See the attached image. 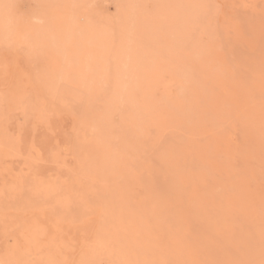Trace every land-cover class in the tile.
Here are the masks:
<instances>
[{
	"label": "rangeland",
	"instance_id": "obj_1",
	"mask_svg": "<svg viewBox=\"0 0 264 264\" xmlns=\"http://www.w3.org/2000/svg\"><path fill=\"white\" fill-rule=\"evenodd\" d=\"M79 1L77 7L70 0L61 5L60 0L0 1L10 16L8 31L18 34L0 39V262L260 264L264 0ZM125 12L123 22L130 17L139 31L162 25L156 29L159 38L149 41L134 31L135 45L145 49L142 64L151 65L141 66L150 68L141 73V84L142 69L133 70L136 76L128 80L142 87L132 94L137 108L145 109L129 124L128 107L114 102L98 128L111 82L108 75V85L100 81L95 67L109 63L106 71L113 74L121 63L114 58L119 38L114 35V44L104 47H79L83 58L73 67L78 83L53 77L56 89L49 93L41 66L53 55L38 58L35 42L26 43V37L28 29L46 27V18L60 27L68 16L74 24L90 20L97 31L108 27L117 33ZM5 50L14 53L7 75ZM94 56L101 61L93 62ZM84 59L95 65L93 74ZM85 82L89 100L76 89ZM49 117L51 129L40 123ZM57 141L63 150L59 159ZM33 145L43 149L42 160ZM37 171L39 178L33 179ZM69 205L76 206V224L58 214Z\"/></svg>",
	"mask_w": 264,
	"mask_h": 264
},
{
	"label": "bare ground",
	"instance_id": "obj_2",
	"mask_svg": "<svg viewBox=\"0 0 264 264\" xmlns=\"http://www.w3.org/2000/svg\"><path fill=\"white\" fill-rule=\"evenodd\" d=\"M0 1H5V0H0ZM49 2H50V4H51V1L52 0H48ZM62 1H65V0H62ZM61 0H60V2H59V4L61 5V4H64V3H66V2H62ZM71 2L69 3V4H71V6L73 5V6H75V7H77V3H78V1L79 0H70ZM79 2H81V1H79ZM5 4L6 3H1L0 2V39L3 37V38H7V37H14V33H15V30H14V32H13V34H11L8 30H9V18H10V16L8 15V10H6V7H5ZM47 4V3H46ZM43 5V4H42ZM66 5V4H65ZM199 5V4H198ZM47 6H49V5H47ZM71 6H70V8H71ZM197 7V6H196ZM75 10L76 9H72V11L70 12V13H73V12H75ZM185 11V10H184ZM183 11V12H184ZM182 12V13H183ZM188 12V11H187ZM186 12V13H187ZM70 13H68V14H70ZM128 13V12H127ZM67 14V13H66ZM125 14H126V12H125ZM177 14V13H176ZM175 14V15H176ZM73 15V14H72ZM123 15H124V13H123ZM153 15H154V13H153ZM42 16H45V14H42ZM178 16H179V13H178ZM190 16V15H189ZM188 16V17H189ZM37 17V16H36ZM55 17H57V16H55ZM121 17V16H120ZM155 17V16H154ZM176 17H177V15H176ZM5 18V19H4ZM38 18H40V17H38ZM42 18V17H41ZM51 17H49L48 19L46 18L45 20H47L45 23H46V27H44V28H39L40 30H38V28L36 29V30H33V29H28L29 31H30V33L29 34H27V37H26V43H29V42H39L38 44H40L41 45V47L42 48H40V47H38V46H36V44L34 43V45H35V48L33 47V49H34V51H33V53H35L36 54V56L38 57H40V56H42V58L43 59H45V57H46V55H48L49 56V54L50 53H52V57H46V62H45V60H44V65L43 66H41V68L43 69L42 70V72H44V74L43 73H41L42 74V76H41V78H43V75H45L46 76V78H45V76H44V86L47 88V89H49L50 91H49V93H51V90H55L56 88H54V86L52 85V83H53V81H54V79L55 78H57V80H58V82L59 81H63L62 79H70V77L75 81V83L77 82L78 83V79L77 78H75L74 76H77V74L75 75L74 73V70H73V67L75 66H79L80 65V56L82 57L83 56V54L82 55H79V54H81V53H79L80 52V50H83V49H85V48H87L88 46H86L88 43L90 44V45H93L94 46V44H96L97 43V47H98V44H101V45H103L102 47H104V45H109V44H111L112 45V43H113V40H114V35H116L115 37H117V39L119 40V46H118V50H116V49H114L115 51H117L116 53H115V56H114V58H116V59H118V60H120L119 61V63L120 64H122L121 66H120V64H118L117 63V61L116 60H114V63H115V61H116V63L119 65H117L116 63V65L113 67V74H109V73H107V71H106V69H109V66L110 65H102L101 63V65L99 64V62H98V64H99V66L97 67V65H96V69H98L97 71H95V70H93V68L92 67H94L95 65H91V63H89V61H91V59L88 61V62H86V60H85V63H86V68H88L91 72H92V74L94 73V71L95 72H98V74H99V80L100 81H103L104 82V84L105 85H108L107 84V80H109V79H107L106 78V75H108L109 77H110V82H111V84H110V87L108 88V90L106 91L107 92V94L105 95V93H104V95H103V100H102V103H103V105H101V107H100V110L98 111V112H100V113H102V115L104 116V117H98L99 119H100V122H99V124H98V128L99 127H102L103 128V125H104V123L106 122V119H107V116H108V114L110 113V109H111V107H113L114 106V102H120V103H123V107H124V105H126L127 107H128V109H127V113L126 114H128L127 115V118H129V119H127V123H131V121H132V119L133 120H136V122H138V119L142 116V114H143V112L142 111H144V109H145V107L144 106H142L143 108V110H140L139 108H141V106L139 107V108H137V105H136V99H137V96L134 98V95L132 94L135 90H137V89H139L138 87H140V85H136V84H133V83H135V81L133 82V83H131V84H129L130 83V80H128V77H129V79L131 78H133V77H135L136 76V74L135 73H133V70H139V71H141V66H145L147 63H145V64H142V62H143V58H142V54L144 55V53H143V51H145V49H143V51H141V49L142 48H138L137 47V45H135V43H136V41L138 42V38H139V36H137V35H135L134 34V31L135 32H142V33H144L145 35H147L148 37H146L145 38V41H149L150 40V36L151 37H154V36H158V38H159V36H160V33L158 32V30H156L157 28H158V26H160L159 24L158 25H156V26H153V25H151L150 27H149V29L147 28H145V29H143V30H145V31H143L142 29H140V31L137 29V28H134V20L132 19V20H130V17L126 20V22L124 23L123 21L127 18V14L126 15H124V19H122V22L124 23L123 24V26H122V28H119V31L117 32V33H111L110 31H107V28H105V26H104V28H105V30L104 29H102V28H100V30L99 31H97L98 29H96L95 27H94V25L90 22V20L89 21H85L84 20V23L83 24H81V25H77V24H74L73 22H72V16H68V17H66V19L65 20H63V24H62V26H60V27H56V24L55 23H52V24H50V19ZM54 18V17H53ZM52 18V19H53ZM143 18V17H142ZM136 19V18H135ZM42 20V19H41ZM75 20V19H74ZM88 20V19H87ZM137 21V20H136ZM53 22H56V21H53ZM8 23V24H7ZM57 23V22H56ZM61 23V22H60ZM121 22H119V24H120ZM44 24V23H43ZM55 24V25H54ZM122 24V23H121ZM151 24H153V23H151ZM155 24V23H154ZM162 24V23H161ZM12 25H13V27L15 26L14 24H13V22H12ZM107 25V24H106ZM45 26V25H44ZM119 26V25H118ZM110 27V26H109ZM143 27V26H142ZM160 27H162V25L160 26ZM18 28V27H17ZM30 28H33V27H30ZM102 29V30H101ZM109 29V28H108ZM121 29V30H120ZM28 30H26V31H28ZM138 30V31H137ZM17 31V30H16ZM21 31V30H20ZM18 32V31H17ZM17 36H18V34H16ZM24 35V34H23ZM140 35V34H139ZM16 36V37H17ZM141 36V38H142V35H140ZM162 36V35H161ZM12 37V38H13ZM16 37H14L15 39H16ZM24 39H25V37H23ZM82 38L83 39H86V41L87 42H83V40H82ZM43 39V40H42ZM127 41L128 43H129V45L128 44H126L125 43V41ZM156 39V38H155ZM117 40V41H118ZM144 40V39H143ZM141 42V41H140ZM153 42V41H152ZM131 43H133V44H131ZM142 43V42H141ZM144 43V42H143ZM31 44V43H30ZM114 44V43H113ZM46 45V46H45ZM110 45V46H111ZM28 47H29V45H27ZM31 46V45H30ZM43 46H45V47H47V48H43ZM139 46V45H138ZM79 47H80V50H79ZM92 47V46H91ZM95 47V46H94ZM114 47H116L117 48V46H114ZM142 47H144L143 45H142ZM146 48H148L147 46H145ZM144 47V48H145ZM90 49H92V48H90ZM95 49V48H94ZM97 49V48H96ZM111 49H113V47L111 48ZM114 50H112V51H114ZM56 53H55V52ZM83 52H85V51H83ZM90 52V51H89ZM98 52V51H97ZM96 52V53H97ZM150 52V51H149ZM154 52V51H153ZM110 53H112L111 51H110ZM155 53V52H154ZM159 53V52H158ZM161 53V52H160ZM43 55H45V56H43ZM96 55V54H95ZM111 54H109V56H110ZM162 55V54H161ZM93 56V55H92ZM97 56V55H96ZM104 56H108V55H103L102 57H104ZM148 56H150V55H148ZM155 56H156V54H155ZM38 57V58H39ZM111 57V56H110ZM151 57H153V56H151ZM150 57V58H151ZM83 58V57H82ZM105 58V57H104ZM112 59H114L113 57H111ZM154 58V57H153ZM157 58V57H156ZM103 59V58H102ZM108 59V58H107ZM106 59V63L107 62H109L108 60ZM146 59V58H145ZM155 59V58H154ZM38 60V59H37ZM40 60V59H39ZM65 60V61H64ZM95 60L96 61H99L100 59L99 58H95V56H94V58H92V61L93 62H95ZM104 60V59H103ZM102 60V61H103ZM111 60V59H110ZM147 60V59H146ZM158 60V59H157ZM156 60V61H157ZM42 61V60H41ZM65 63H64V62ZM69 61H73L72 63L73 64H71ZM101 61V60H100ZM37 62V61H36ZM40 62V61H39ZM61 62H63V65L61 64ZM92 62V63H93ZM149 62V61H148ZM150 62H152V63H154L155 64V62L154 61H151V59H150ZM41 64H42V62H40ZM111 63H113V62H111ZM93 64H96V63H93ZM103 64H104V61H103ZM140 64V68H139V65ZM38 65H40V64H38ZM71 65V66H70ZM149 65H151V63L149 64L148 63V65H146L147 67L149 66ZM145 66V67H146ZM154 66V65H153ZM171 66V65H170ZM81 69H82V72H84L85 70H84V67L82 68V66H81ZM80 69V70H81ZM116 69V70H115ZM144 67H143V69H142V71L144 72H139V75H138V77H139V80H140V78L143 76V75H145V72H147V73H149L148 72V69L150 70V68H148L146 71H144ZM153 69V68H152ZM72 70H73V73H72ZM76 70V69H75ZM84 70V71H83ZM105 70V71H104ZM109 70H111V68L109 69ZM78 70H76V72H77ZM99 71H100V73H99ZM105 73H104V72ZM131 71H132V73H131ZM154 71V70H153ZM82 72H80V73H82ZM110 72H112V71H110ZM143 75H142V74ZM86 74V73H85ZM138 74V73H137ZM39 75H40V73H39ZM80 75H82V74H80ZM148 75V74H147ZM49 76H51L52 78L53 77H55V78H53V79H50L49 78ZM78 76H79V74H78ZM85 76V75H84ZM92 76V75H91ZM103 77V78H102ZM47 78H48V81H46L47 80ZM60 78H61V80H60ZM79 78V77H78ZM103 80H102V79ZM143 78V77H142ZM147 78H149V77H147ZM126 79V80H125ZM145 79V80H144ZM144 79H143V81L145 82L146 81V78L144 77ZM56 80V81H57ZM84 80V79H83ZM89 81L90 83H91V87H92V83L93 82H91V78H89V77H86V80L85 81ZM133 80H134V78H133ZM39 81V80H38ZM67 81V80H66ZM80 81V80H79ZM87 81V82H88ZM70 82V81H69ZM73 82V81H72ZM87 82H85V83H82V85H79V84H76L78 87L76 88V89H78L77 91H78V93L80 92L81 94H82V99H83V95H84V97L86 98V100H89V96L91 95V94H89V88H90V86H88V85H90V84H88ZM109 82V81H108ZM143 82V83H144ZM140 84L142 83L141 82V80H140V82H139ZM40 84V83H39ZM53 84H56V82L55 83H53ZM73 84V83H72ZM87 84V85H86ZM98 84V83H97ZM129 84V85H128ZM145 84H147L146 82H145ZM95 86H96V84H95ZM127 86V87H126ZM53 87V88H52ZM93 87H94V85H93ZM144 87V86H143ZM145 87H147V86H145ZM58 88H60V87H58ZM140 88H142V87H140ZM105 89H106V86H105ZM41 90V89H40ZM105 91V90H104ZM56 93V92H55ZM61 94H62V92H61ZM55 95V94H54ZM29 97H31V96H29ZM53 97V96H52ZM91 98H92V96H90ZM91 98H90V100H91ZM106 98H108V99H106ZM98 99V98H97ZM135 99V100H134ZM94 100V99H93ZM93 100H91V101H93ZM95 103V102H94ZM90 105V104H89ZM95 105V104H94ZM93 106V105H92ZM94 108V107H93ZM89 109V108H88ZM96 109V108H95ZM89 110H91V109H89ZM102 110V111H101ZM93 111V110H92ZM89 112V111H88ZM131 112V113H130ZM90 113V112H89ZM97 114V113H96ZM145 114V113H144ZM91 115V114H90ZM98 115H99V113H98ZM101 115V114H100ZM99 115V116H100ZM88 116H89V114H88ZM123 116V115H122ZM125 117H126V115H124ZM123 116V117H124ZM102 118H103V120H102ZM98 119V120H99ZM125 119V118H124ZM135 122V123H136ZM109 122H107V124H108ZM129 123V124H130ZM108 126V125H107ZM106 127V126H105ZM106 129V128H105ZM100 131H103L102 129H100ZM106 131V130H105ZM104 131V132H105ZM128 132V131H127ZM102 133V132H101ZM107 133V132H106ZM106 133H105V135H106ZM134 134V133H133ZM101 136V135H100ZM136 136V135H135ZM101 137H103V136H101ZM132 137H133V135H132ZM101 140H103L102 138H100ZM100 140V141H101ZM131 141H132V139H131ZM137 141V140H136ZM79 143V142H78ZM136 143V142H135ZM107 144V143H106ZM87 151V150H86ZM103 152V151H102ZM107 152V151H106ZM105 155V154H104ZM107 156V155H106ZM110 157L112 156V155H109ZM115 156V155H114ZM86 157V156H85ZM87 158V157H86ZM89 158V157H88ZM104 159H105V156L103 157ZM89 160V159H88ZM92 160V159H91ZM96 160V159H95ZM115 160V159H114ZM87 161V160H86ZM103 161V160H102ZM104 161H106L107 163H108V161L105 159ZM113 161V160H112ZM101 165H104V164H101ZM105 166V165H104ZM177 169V168H176ZM101 175V174H100ZM102 175H104V174H102ZM141 176V175H140ZM102 177H104V176H102ZM147 180V179H146ZM44 187V186H43ZM57 187V186H56ZM41 188V187H40ZM45 188V187H44ZM39 189V188H38ZM34 190H36V189H34ZM37 191V190H36ZM36 191H34V192H36ZM51 191V190H50ZM37 192H39V190L37 191ZM43 192V191H42ZM41 194V193H40ZM44 194V193H43ZM166 194V193H165ZM46 195H47V193H46ZM36 196V195H35ZM43 197H44V195H42ZM47 197V196H46ZM154 200V199H153ZM146 202V201H145ZM163 205V204H162ZM164 207V206H163ZM166 211V210H165Z\"/></svg>",
	"mask_w": 264,
	"mask_h": 264
},
{
	"label": "snow or ice",
	"instance_id": "obj_3",
	"mask_svg": "<svg viewBox=\"0 0 264 264\" xmlns=\"http://www.w3.org/2000/svg\"><path fill=\"white\" fill-rule=\"evenodd\" d=\"M3 55H4V65L3 66H4L5 74L7 75L8 69L10 67V57L12 55H14V53L11 50H5ZM40 123L46 125L50 129L53 127L51 117L41 119ZM54 135H55V132H53V136ZM59 143L60 142L57 141L58 151H56L54 153V155L57 157V159H59L63 155V150L59 149ZM32 151L38 154V157L40 160L43 159L44 152H43L42 148H37L35 145H33ZM38 178H39V172L37 171L36 176H34L33 179H38ZM75 208H76V206L69 205L66 209L59 210L58 214L63 215V216H70L71 217V223L76 224L79 220V216L76 214ZM57 230H58V232H60L61 235L65 234L63 228H58ZM68 235L72 236L71 229L68 230ZM72 239L74 240L75 237L72 236ZM262 254H264V253H262ZM0 264H11V262H0ZM47 264H59V262L54 261V260H50L47 262ZM63 264H69V262L65 261V262H63ZM236 264H255V261L236 262ZM260 264H264V258L261 259Z\"/></svg>",
	"mask_w": 264,
	"mask_h": 264
}]
</instances>
